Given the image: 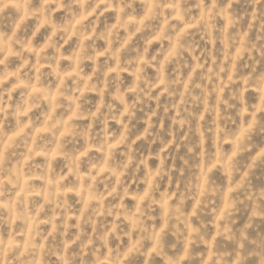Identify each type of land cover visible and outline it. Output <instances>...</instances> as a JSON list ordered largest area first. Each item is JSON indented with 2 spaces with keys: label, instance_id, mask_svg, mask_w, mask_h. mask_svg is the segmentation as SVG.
<instances>
[{
  "label": "clouds",
  "instance_id": "obj_1",
  "mask_svg": "<svg viewBox=\"0 0 264 264\" xmlns=\"http://www.w3.org/2000/svg\"><path fill=\"white\" fill-rule=\"evenodd\" d=\"M0 264H264V0H0Z\"/></svg>",
  "mask_w": 264,
  "mask_h": 264
}]
</instances>
